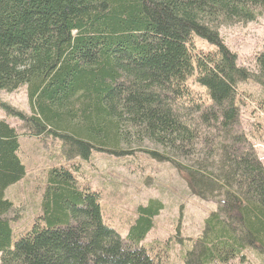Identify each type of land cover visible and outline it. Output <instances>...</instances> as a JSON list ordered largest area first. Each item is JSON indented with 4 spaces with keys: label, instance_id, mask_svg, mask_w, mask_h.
<instances>
[{
    "label": "trees",
    "instance_id": "1",
    "mask_svg": "<svg viewBox=\"0 0 264 264\" xmlns=\"http://www.w3.org/2000/svg\"><path fill=\"white\" fill-rule=\"evenodd\" d=\"M263 14L264 0H0V93L27 86L32 114L0 109L24 134L58 138L68 160L144 150L171 163L217 204L184 264L246 263L250 248L264 262V165L239 91L253 81L264 94V42L252 73L219 32ZM20 148L0 118V264H168L169 246L143 244L162 201L137 205L123 236L70 165L44 172L42 213L15 238L6 190L26 175Z\"/></svg>",
    "mask_w": 264,
    "mask_h": 264
},
{
    "label": "rangeland",
    "instance_id": "2",
    "mask_svg": "<svg viewBox=\"0 0 264 264\" xmlns=\"http://www.w3.org/2000/svg\"><path fill=\"white\" fill-rule=\"evenodd\" d=\"M219 32L227 47L237 54L239 65L256 73L252 56L262 49L264 42V14L245 25L223 26ZM194 42L198 49H212L197 35H194ZM189 84L194 91L203 93V89L195 83ZM239 91L247 102L241 113L243 128L257 134L254 138L257 142L255 148L264 165L262 88L250 81L240 84ZM0 100L27 115L32 114L27 86L12 93L1 92ZM259 104H262V108ZM0 118L17 128L20 156L26 166L25 177L6 190V197L14 203V210L9 217L14 219L15 238L30 229L42 213L44 172L60 165L73 166L79 182L101 194L104 221L123 236L130 228L131 218L136 215L137 205H145L150 199L161 200L164 209L155 217L154 227L143 244L149 247L158 241L169 246L168 264H184L183 255L202 234L206 218L217 209L215 202L192 194L183 175L171 163L158 162L144 150L120 157L93 151L87 159L76 157L68 160L62 153L58 138L24 134L22 122L2 109ZM245 253L248 257L246 263L233 261L231 264H264L256 250L250 248Z\"/></svg>",
    "mask_w": 264,
    "mask_h": 264
}]
</instances>
